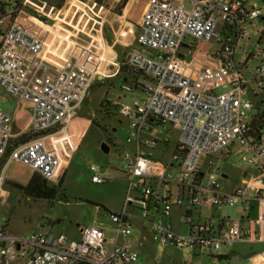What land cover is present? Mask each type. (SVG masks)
I'll list each match as a JSON object with an SVG mask.
<instances>
[{"label":"built area","instance_id":"1","mask_svg":"<svg viewBox=\"0 0 264 264\" xmlns=\"http://www.w3.org/2000/svg\"><path fill=\"white\" fill-rule=\"evenodd\" d=\"M68 4L84 0H0V85L17 101L32 103L25 135L33 136L13 142L12 117L0 107V167L11 149L8 164L21 163L51 185L60 183L75 152L69 141L60 152L54 140L74 134V123L81 121L75 116L104 60L93 43L81 44L53 29ZM260 17L245 0H145L127 65L142 78L136 88L146 97L121 109L129 125L124 169L130 186L121 212L111 215L115 237L109 242L104 230L93 226L81 228L75 239L44 232L17 236L5 224L0 264H140L131 245L135 220L152 225L161 248L204 255L214 264H264V250L246 258L234 250L240 244L264 246V112L252 114L256 106L246 98L249 90L255 98L264 93V62L251 74L256 91L235 63L242 25ZM199 42L210 48L208 54L199 52ZM263 43L264 31L260 48ZM172 140H177L173 163L154 159L150 149ZM238 148L252 171L227 193L220 179L229 176L215 174L214 156L226 159ZM91 172L94 184L107 182L98 168ZM204 207H237L241 216L205 218ZM224 247L231 252L218 254Z\"/></svg>","mask_w":264,"mask_h":264},{"label":"rangeland","instance_id":"2","mask_svg":"<svg viewBox=\"0 0 264 264\" xmlns=\"http://www.w3.org/2000/svg\"><path fill=\"white\" fill-rule=\"evenodd\" d=\"M245 1L250 9L260 10L261 17L242 25L244 33L237 42L235 63L248 78L249 89L256 91L257 86L252 83L251 74L264 62V55L259 57L264 49V43L259 47L264 31V0ZM130 6L129 0H107L103 7L94 8L91 0H84V5L73 7V4H68L61 14L58 13L59 18L53 29L58 32L64 30L68 35L78 33L75 36L81 44L93 43L104 58L102 64L106 66V70L104 74L101 72L97 75L83 107L75 116V120L81 121L74 123V134L68 135L75 152L63 171L67 201H35L26 197L13 189L11 183L27 185L35 171L21 163H15L8 174L5 168L11 163L4 162L0 167V179L3 178L0 191V227L7 224V229L12 234L27 236L35 232L63 233L75 239L74 235L80 228L93 226L104 230L108 240L115 237L116 226L111 215L121 212L130 186L124 169V153L131 149L127 143L129 125L128 120L121 115V109L133 107L135 102H141L146 97L141 89L136 88L137 83H142V78L121 71L123 65L128 62L131 47L135 42L136 24L144 11L145 0L136 2L133 9ZM103 23L105 27L102 29ZM125 23L131 25L132 33L123 41L119 39V33ZM123 33L124 31H121V35ZM99 43L103 45L100 46ZM198 45L201 54H208V46L200 42ZM94 47L92 51L97 54ZM216 49L211 48L209 54H213ZM253 55L255 57L251 59ZM189 57L190 54H187V58ZM94 61L99 63L97 58ZM245 64H248L247 69ZM125 86L132 88V92L126 91ZM251 92L252 90H249L246 98L256 106L252 114L258 109L264 112V93L255 98ZM0 107L12 117L13 142H18L22 136L29 134L32 120L30 101H17L0 85ZM30 137L28 136V139ZM103 143L110 146L108 154L101 150ZM176 143L177 140H172L171 144H158L150 151L153 152L154 159L171 164ZM240 151V148L233 149L227 160L221 154L214 156L216 161L212 168L215 174L225 173L229 176V181L220 179L221 188L227 193L236 187L245 173L249 175L252 171V167L243 162ZM93 167L104 174L107 179L105 184L97 185L92 182ZM173 175L176 176L177 173L173 172ZM200 212L205 218L219 215L237 219L241 216L237 207H224L221 211L204 207ZM178 213L179 211L175 210L173 216L176 218ZM163 221L168 223V220ZM174 227L178 231H185V228L178 227L176 222ZM132 235L131 245L140 255V264L215 263L214 259L207 256H194L184 249L169 245L160 250L159 243L154 240V229L149 222L135 220ZM141 243L143 247L140 246ZM234 250L241 253L242 258H246L262 252L264 246L240 244L236 245ZM229 252L231 250L224 247L218 254ZM237 261L232 260L234 263Z\"/></svg>","mask_w":264,"mask_h":264},{"label":"trees","instance_id":"3","mask_svg":"<svg viewBox=\"0 0 264 264\" xmlns=\"http://www.w3.org/2000/svg\"><path fill=\"white\" fill-rule=\"evenodd\" d=\"M98 6H104L107 0H93ZM122 73L132 74L139 76V73L132 67L127 65V62L122 67ZM128 80V79H127ZM260 123L264 125V115L260 116ZM31 136L29 139H32ZM26 135L20 138L22 140H29ZM11 149L9 150L7 158H9ZM4 162H8V160ZM65 175L62 176L58 185L49 184L40 174L34 173L27 185H21L19 183H11L13 189L23 193L26 197L35 201L48 200L54 202L57 200H68L66 192L64 190Z\"/></svg>","mask_w":264,"mask_h":264},{"label":"crops","instance_id":"4","mask_svg":"<svg viewBox=\"0 0 264 264\" xmlns=\"http://www.w3.org/2000/svg\"><path fill=\"white\" fill-rule=\"evenodd\" d=\"M139 1H141V0H129V2H130V8H132L133 9V6L135 5V3L136 2H139ZM103 27H105V24L103 23V26L101 27L102 29H103ZM121 31H124V33H123V35H120V33H121ZM121 31H120V33H119V39H121V40H123V41H125L130 35H131V33H132V27H131V25L130 24H128V23H125L124 25H123V27H122V29H121ZM79 33H81V32H79ZM78 33H76V34H72V35H77ZM101 71H100V73L102 72L103 74H104V71L106 70L105 69V65L104 64H102L101 65ZM68 136V135H67ZM68 138V140H69V137H67ZM69 143H70V141H69ZM66 149V147H65V144L63 143V142H61L60 143V150L61 151H64ZM60 151V152H61ZM81 229V228H80ZM80 229L78 230V233L76 234V235H74L75 236V238H78L79 237V232H80ZM111 240H109V242H110ZM170 246V245H169ZM173 247V246H172ZM160 250H164V248H159Z\"/></svg>","mask_w":264,"mask_h":264},{"label":"water","instance_id":"5","mask_svg":"<svg viewBox=\"0 0 264 264\" xmlns=\"http://www.w3.org/2000/svg\"><path fill=\"white\" fill-rule=\"evenodd\" d=\"M101 150L105 153V154H108L110 152V146L107 144V143H103L102 144V147H101ZM14 164L11 163V165L8 166L7 170H6V173H10L11 172V169L13 167ZM226 177V176H225Z\"/></svg>","mask_w":264,"mask_h":264},{"label":"bare ground","instance_id":"6","mask_svg":"<svg viewBox=\"0 0 264 264\" xmlns=\"http://www.w3.org/2000/svg\"><path fill=\"white\" fill-rule=\"evenodd\" d=\"M120 35H121V33H120ZM108 60H109V59H108ZM107 64H108V63H107ZM67 137H68V136H65V137L60 136V137H57V138L54 140L55 143H56V145H57V147H58V149H59V151H61V150H60V143L63 142V143L65 144V141H69Z\"/></svg>","mask_w":264,"mask_h":264}]
</instances>
